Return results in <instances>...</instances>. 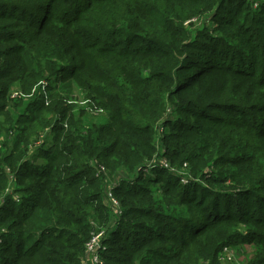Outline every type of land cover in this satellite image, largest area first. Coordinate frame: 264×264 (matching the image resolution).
Wrapping results in <instances>:
<instances>
[{
	"label": "trees",
	"instance_id": "obj_1",
	"mask_svg": "<svg viewBox=\"0 0 264 264\" xmlns=\"http://www.w3.org/2000/svg\"><path fill=\"white\" fill-rule=\"evenodd\" d=\"M102 230L104 264H264V0H0V264Z\"/></svg>",
	"mask_w": 264,
	"mask_h": 264
},
{
	"label": "built area",
	"instance_id": "obj_2",
	"mask_svg": "<svg viewBox=\"0 0 264 264\" xmlns=\"http://www.w3.org/2000/svg\"><path fill=\"white\" fill-rule=\"evenodd\" d=\"M161 163L164 165L165 168L173 170V168H171L165 160H162ZM153 164L154 163L150 164L149 168H152L154 166ZM6 172H7V175H9L10 186H9V188H7L5 193H6V195L9 194L10 196H12L14 200L20 201L19 194H15V190H14L15 189V181H16L15 175H14V173L11 172L10 168H7ZM183 182L185 184H187L188 180L183 179ZM11 188H14V189L11 190ZM111 190L112 189H110L107 193L112 198ZM2 231H4V229ZM108 239H109V233H106L104 230L93 235L92 239L86 245V252L88 254V260L84 264H104L101 253L103 250H105V246H106L105 240H108ZM231 249L232 248L226 247L223 250L222 255H221L222 261H223V256L226 253H228V254L232 253Z\"/></svg>",
	"mask_w": 264,
	"mask_h": 264
},
{
	"label": "rangeland",
	"instance_id": "obj_3",
	"mask_svg": "<svg viewBox=\"0 0 264 264\" xmlns=\"http://www.w3.org/2000/svg\"><path fill=\"white\" fill-rule=\"evenodd\" d=\"M214 25L215 23L212 24L211 26L213 27ZM17 95H18L17 91L14 88L10 94V97L15 98L17 97ZM71 95L74 97V100L76 99L80 104L82 105L86 104V102L84 101V96L78 88H74ZM15 135L17 137V133H15L14 131L13 134L10 136L13 141L16 139ZM1 140L4 141V138H2ZM36 161H38V163L43 162V160L38 158L36 159ZM231 252L232 253L230 254L226 253L223 256L222 264H245L247 261L250 260L251 257L254 256L257 250L252 245H245V246H238L235 249H231Z\"/></svg>",
	"mask_w": 264,
	"mask_h": 264
}]
</instances>
